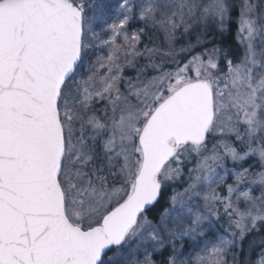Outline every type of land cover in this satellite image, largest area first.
I'll return each mask as SVG.
<instances>
[{
    "label": "snow or ice",
    "instance_id": "obj_1",
    "mask_svg": "<svg viewBox=\"0 0 264 264\" xmlns=\"http://www.w3.org/2000/svg\"><path fill=\"white\" fill-rule=\"evenodd\" d=\"M262 9L244 0V51L225 54L222 69L219 48L171 41L194 24L223 31L229 0H120L108 19L90 0H0V264H157L153 254L167 247L161 264H226L264 227V170L232 169L226 184L228 160L264 166ZM134 19L166 33L167 49H141L145 29L128 31ZM97 44L107 55L85 69ZM193 159L188 186L165 200ZM221 208L232 239L181 259L177 243L202 236ZM255 256L244 264H264V246Z\"/></svg>",
    "mask_w": 264,
    "mask_h": 264
},
{
    "label": "rangeland",
    "instance_id": "obj_2",
    "mask_svg": "<svg viewBox=\"0 0 264 264\" xmlns=\"http://www.w3.org/2000/svg\"><path fill=\"white\" fill-rule=\"evenodd\" d=\"M135 2V0H133ZM120 3V0H90V4L92 5L95 14H103L105 19H108L112 16H114L117 6ZM90 15L93 14V12L89 13ZM194 24L193 26H195ZM106 25L98 20L94 25V31L99 33L100 37L102 39L107 38L108 32L105 31ZM144 28L145 33L141 37V44L139 47L142 49L144 45H148L151 47L150 40L154 37H159L162 36L163 38L166 39V33H164L162 30H157L155 28H152L151 25H149L147 28H145V25L142 21L138 19H134L130 22L128 26V31L130 33L136 32L139 29ZM195 30V29H194ZM190 31V30H189ZM204 31H202L200 28H197L196 30V35L203 34ZM187 35V33H184L183 27L179 28L176 33H175V40L171 41L172 43L175 42L176 40L180 38H184ZM167 42H169L168 39H166ZM242 46L243 50L241 52V56L244 51V45L240 43ZM98 55H107V49L103 45L97 44L94 46L90 52L89 55L85 58L84 61V68L86 69L89 62H94L96 57ZM147 63V58H138L137 64L142 65ZM220 67L223 69L224 68V63L220 65ZM149 74H151L149 70ZM125 75L127 76H135L136 75V70L135 69H127L125 72ZM97 107H102V105H98ZM217 141L215 140V143ZM234 143L235 142L233 141ZM242 165V167H241ZM227 168L230 170L228 177L226 178V184H231L234 182L235 177L231 175V170L235 169L236 171L242 170V168H250L252 172H259L264 170V166H262L261 162L259 161L258 157H249L245 161L240 162V164L233 163L231 160H228L226 162ZM218 172H220L221 175H223V171L221 169H217ZM186 188V187H185ZM184 191V190H183ZM182 191V192H183ZM218 192L221 193V195L226 194V186L221 185L220 189H217ZM261 186L259 184H254L252 185V194L254 196H260L261 194ZM196 203L198 206L203 209V200H197ZM220 213H223V209H220ZM207 214V213H206ZM208 219L204 221L202 228H203V235L202 236H196L195 239H192L191 237H185L183 241V247H180V242L177 243V248L179 249V252L182 253L181 259L187 260L189 257L195 258L198 255H204L205 254V249H211L213 245L219 242V238L221 236L227 238V239H232L231 236V231L228 228H223L220 223L217 221V217L215 215L207 214ZM229 221V220H228ZM229 224V222H228ZM234 230V229H233ZM240 242L237 243V245L233 248H231L225 257L226 264H235V261L232 259L233 255L236 254V248L239 245ZM113 254V253H112ZM155 254V253H154ZM153 254V255H154ZM139 258L142 260L143 254L139 255ZM123 257H117V264H121L123 261Z\"/></svg>",
    "mask_w": 264,
    "mask_h": 264
},
{
    "label": "trees",
    "instance_id": "obj_3",
    "mask_svg": "<svg viewBox=\"0 0 264 264\" xmlns=\"http://www.w3.org/2000/svg\"><path fill=\"white\" fill-rule=\"evenodd\" d=\"M243 3L244 0H229V18L223 26V31L220 30V25L217 22H209L207 25H195L190 29V31L184 38L176 40L175 42H173V44L176 48L187 46L189 43L195 45L197 43V39L199 38L202 43L196 47L195 51L202 52L205 49L219 48L221 50L220 65L223 64V58L225 54L229 59H238L241 56V52L243 50L238 39L239 17ZM252 3L257 5H264V0H252ZM197 28H200L202 31H204L202 35L195 34ZM150 43L151 47H159L160 49L164 50H166L169 45V42H167L166 39L162 36L152 38L150 40ZM212 143H215V140H213ZM212 143L209 144L210 148L212 147ZM194 163V159L191 160L185 166L184 174H182L179 179L170 184L167 195L165 196V200H167L168 196L172 195V190L182 192L185 187L188 186V183L190 182L188 170L194 166ZM150 215L153 219L158 221L159 210H155ZM228 220L229 218L224 213H220V216L217 219L218 223H220L223 228L229 229ZM253 243L256 245L254 251L250 250L249 247ZM262 246H264V227L258 225L257 229L250 232L246 236L244 241L240 242L237 246L235 254V264H244L245 260H247L248 258L255 259V253H258ZM170 252L171 248L167 247L166 249L161 250V253H155L153 255V259L156 260L157 264H161V261L164 260ZM109 255L113 254L109 253Z\"/></svg>",
    "mask_w": 264,
    "mask_h": 264
}]
</instances>
